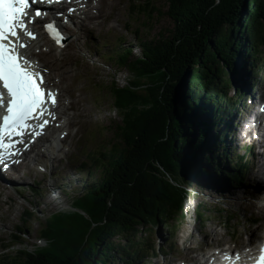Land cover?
<instances>
[{
    "label": "trees",
    "instance_id": "trees-1",
    "mask_svg": "<svg viewBox=\"0 0 264 264\" xmlns=\"http://www.w3.org/2000/svg\"><path fill=\"white\" fill-rule=\"evenodd\" d=\"M132 1L139 13L136 43L121 37L102 52L118 73L121 67L131 75L108 84L121 116L113 126L118 144L107 154L110 165L96 157L82 167L89 169L85 174L91 179L92 168L105 171L84 185L85 195L75 197L72 210L49 217L43 230L52 239L49 248H19L0 258V264H113L131 258L130 249L145 246L156 252L159 247L150 244L154 228L161 237H171L175 223L186 216L189 189L205 187L203 173L209 172L199 166V157L217 167V144L212 150L208 142L210 127L227 109L233 78L264 62V0ZM142 16L152 30L165 22L152 35L142 28L147 24ZM241 174L236 169L232 183L240 184ZM208 210L197 213L205 227L212 213ZM34 214L24 213L25 228L17 226L19 234L13 233L14 244L7 248L21 243ZM242 216L235 209L227 211L228 234L237 232ZM58 229L62 235L53 237Z\"/></svg>",
    "mask_w": 264,
    "mask_h": 264
},
{
    "label": "rangeland",
    "instance_id": "rangeland-1",
    "mask_svg": "<svg viewBox=\"0 0 264 264\" xmlns=\"http://www.w3.org/2000/svg\"><path fill=\"white\" fill-rule=\"evenodd\" d=\"M139 1H137L138 3ZM131 5V7H130ZM88 12V11H87ZM91 16L82 17L83 21H75L70 25V31L73 35L69 44L62 50L50 48V45L41 41V44L35 49V55L42 62L50 75L52 76L53 83L59 87L65 98V93L68 91L71 93L75 99V105H79V130L83 135V139L86 141L85 148L80 150L79 153H84L81 156H68L64 160H59V145L54 147L51 140L43 138L39 144L35 146V151L29 156L31 159V164L34 162H39L43 166V171L36 170L33 165L28 166V157L25 161L10 172L7 173V177L14 183H10L12 187H18V189H5L0 185V258L4 259L8 257L11 252L17 253L19 248H27L31 251H36L40 247L44 246L46 243V235L43 233L45 225L49 220V217L56 212L58 207H52V203L60 200V197L56 194L58 198H53L50 192L55 191L56 184L71 187L72 185L78 186L76 191L69 190V194L79 198L81 195L84 196L85 188L88 182L96 181L100 179V176L105 171L96 167L91 169L90 172L95 174L94 178L91 179L90 175H86L85 172L89 171L85 168L84 171L80 164L83 161L87 162L88 165L93 164L92 156L94 155L97 159L102 158L104 163L110 165V154L116 148V141L114 136L113 126L118 124L120 121V114L118 112L119 107L114 106V102L110 99L108 92V87L110 80L123 81V79H131V75L128 70L122 71L121 67H118L119 73L113 74L110 70V66L106 67L103 65L104 62L101 58L102 52L107 48L104 47L103 50L99 51L97 46H93V29L91 28V23H93V6L91 9ZM138 11L133 8L130 0H117L113 12L103 24L104 30L99 29L95 31L99 36L107 40V45L114 47L119 39L123 36L128 44L134 45L136 43L135 35L133 29L135 28L136 20L138 22ZM144 16H142L143 19ZM148 17H144L145 23L148 22ZM165 22V19L156 27V29H150V23H147L142 28L144 30L150 31V34L157 33V30ZM139 25V23H138ZM140 26V25H139ZM139 29L136 25V29ZM100 36V37H101ZM132 42H129V41ZM50 48V49H49ZM48 49V50H47ZM140 50L136 49L134 54H139ZM105 60H107L105 58ZM264 70V62L262 64ZM61 75V76H60ZM115 75L117 79H115ZM239 76H235V85H239ZM104 80L106 82H104ZM246 82H242V86H245ZM230 93L229 97H233L239 103L240 100L243 101L245 96L239 100V95L235 96V92L228 90ZM234 95V96H233ZM105 98H109L108 102H104ZM64 101V99H63ZM236 106V105H235ZM63 109V105L60 107ZM54 131V133H53ZM50 132L51 135L58 134L57 130ZM116 139L117 136H116ZM115 141V142H114ZM52 147V148H51ZM85 151V152H83ZM244 154V152H240ZM258 154V153H257ZM35 157V158H34ZM263 157V156H262ZM264 158V157H263ZM237 159V158H236ZM258 161L260 158H255ZM205 162V161H203ZM260 159V166L262 165ZM202 164L200 161L199 166ZM59 166L64 167L63 175L57 176V171H59ZM256 168V164L254 165ZM229 172V169L227 170ZM250 173V172H249ZM248 173V174H249ZM13 174V175H12ZM244 173L240 177L244 178L242 184L245 183V188L240 185L233 184L227 175H222L216 173L215 176L208 177L207 180L212 183H216V187L207 186L206 181L204 182L205 187L194 185V187L189 189V195L185 205V218L176 222L173 227V234L169 237V233H166L165 237H161L159 229L154 228L152 233V238H150V244L162 247L160 254L147 251L148 247H140L130 249L131 258H127L126 264L139 263V264H163L164 262L172 261L175 258H179L188 255L194 248L208 249L207 246L211 243L225 244L227 242H243L252 238L254 239L257 234L264 231V217L261 218L256 214L254 199L257 197V201L262 195L256 194V183L259 182L260 175L253 173V175H248ZM104 175V174H103ZM221 176V177H220ZM218 178L226 179L227 191L231 195L227 194L225 187ZM71 180V181H69ZM264 182V180H263ZM42 190V194H36L31 189L26 190L27 186H35ZM229 183V184H228ZM18 184V185H17ZM215 184V185H216ZM218 186L222 188L219 190ZM223 186V187H222ZM264 186V185H263ZM54 187V189H53ZM231 187V188H230ZM52 188V189H51ZM39 190V189H38ZM49 190V198L47 196V191ZM56 193L61 192L57 188ZM247 190V191H245ZM221 192V193H220ZM54 194V192L52 193ZM60 196H65L62 192ZM227 198V201L231 206L236 205L239 208V212L243 215V210L245 215L241 219H237V232L235 237H231L224 228V215L217 216L215 212L221 204L223 197ZM264 202V201H263ZM86 205V204H85ZM263 206V204H261ZM232 207V209L236 208ZM257 206V204H256ZM261 206V207H262ZM82 208V207H80ZM199 208L209 209L210 213L208 220L206 222V227L203 223L198 222L197 213H199ZM31 209L35 214L30 223V227L24 230L21 234V243H17L12 249L7 248L11 244H14L13 233H17V226H24V212ZM73 209V208H72ZM71 209V210H72ZM215 209V210H214ZM82 212V210H81ZM258 218L254 224H249L247 222V217ZM76 217V216H75ZM73 223L74 221L70 219ZM205 227V228H204ZM25 228V227H23ZM204 228V229H203ZM205 231H201V230ZM59 234L54 233L52 236L58 238L62 235V229H58ZM52 240V239H51ZM15 241H18L15 239ZM151 245H149L150 247ZM235 246V244H231ZM228 247V246H227ZM201 257V255H199ZM198 258V257H197ZM121 259H118L113 264H125Z\"/></svg>",
    "mask_w": 264,
    "mask_h": 264
},
{
    "label": "snow or ice",
    "instance_id": "snow-or-ice-1",
    "mask_svg": "<svg viewBox=\"0 0 264 264\" xmlns=\"http://www.w3.org/2000/svg\"><path fill=\"white\" fill-rule=\"evenodd\" d=\"M36 2L0 0V165L5 167L21 154L17 145L25 144L26 135H42L50 119H55L50 108L55 107L58 93L46 84L43 73L47 69H39L22 51L28 48L23 37L36 38L29 29L42 15L39 9L31 12ZM45 27L58 42L63 40L55 23ZM235 259L240 260L239 254ZM256 264H264V248Z\"/></svg>",
    "mask_w": 264,
    "mask_h": 264
},
{
    "label": "bare ground",
    "instance_id": "bare-ground-1",
    "mask_svg": "<svg viewBox=\"0 0 264 264\" xmlns=\"http://www.w3.org/2000/svg\"><path fill=\"white\" fill-rule=\"evenodd\" d=\"M76 7H78L77 9L78 10H80L81 11V13H84L85 12V6H78V5H76ZM74 10V9H73ZM72 10V11H73ZM90 10H91V7H89V9L87 10L88 12H90ZM71 11V12H72ZM71 12H67L66 13V16L67 17H69V16H71ZM79 18L80 19H82V17L81 16H79ZM71 21V20H70ZM23 40H24V42L25 43H27L28 44V46H29V42L27 41V39L25 38V37H23ZM69 40V39H68ZM37 47H34V49H36ZM31 49H32V47H28L27 49H24L25 50V53H26V55L29 57V58H31V59H33L32 58V55H31ZM33 54V53H32ZM34 55V54H33ZM35 56V55H34ZM39 65H43V64H39ZM243 93L244 92H242L240 95H239V98H243L244 96H243ZM53 133H54V131H53ZM47 139V138H46ZM52 148V147H51ZM23 156H24V154H23ZM26 156V155H25ZM264 154H262V153H258V154H255L254 155V165L256 164V167L258 166V168L257 169H255V171H254V174L255 173H257V171H258V174L260 175V179H259V182L257 181V183H256V190H257V193L259 192V190H260V188H262V187H264L263 185H264V182H263V180H264ZM28 157V156H27ZM35 158V157H34ZM255 158H260L261 159V163H262V165L260 166V159L258 160V161H256V159ZM32 159V158H31ZM17 169V168H16ZM247 174V173H246ZM216 175V174H215ZM207 176V175H206ZM244 176V175H243ZM221 177V176H220ZM218 180L219 181H221V182H223V183H225L226 184V182L225 181H227L226 179H223V178H218ZM7 181V180H6ZM207 184H208V186H211V187H216L217 186V184L216 183H211V182H209V181H207ZM216 184V185H215ZM229 184V183H228ZM0 185H1V187L3 186L5 189H18L19 190V188L17 187H12L13 185L11 184L10 185V183L8 182V184L5 182V180H0ZM18 185V184H17ZM2 187V188H3ZM223 187V186H222ZM218 188H219V190H221L222 188L220 187V186H218ZM231 188V187H230ZM53 197V196H52ZM55 197H57L56 195H55ZM263 197V196H262ZM54 198V197H53ZM55 199V198H54ZM261 204H263V201H261ZM262 206V205H261ZM214 254H215V252H214ZM213 255V254H212ZM209 259H210V257H209Z\"/></svg>",
    "mask_w": 264,
    "mask_h": 264
}]
</instances>
